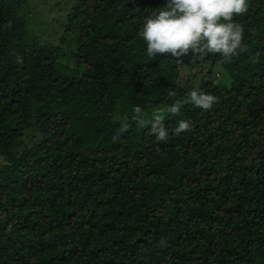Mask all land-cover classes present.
I'll use <instances>...</instances> for the list:
<instances>
[{
    "label": "trees",
    "instance_id": "trees-1",
    "mask_svg": "<svg viewBox=\"0 0 264 264\" xmlns=\"http://www.w3.org/2000/svg\"><path fill=\"white\" fill-rule=\"evenodd\" d=\"M29 2L0 0V264H264V0L228 64L146 54L166 0H56L55 43L29 35ZM197 87L218 103L164 121L193 130L113 140Z\"/></svg>",
    "mask_w": 264,
    "mask_h": 264
},
{
    "label": "clouds",
    "instance_id": "clouds-1",
    "mask_svg": "<svg viewBox=\"0 0 264 264\" xmlns=\"http://www.w3.org/2000/svg\"><path fill=\"white\" fill-rule=\"evenodd\" d=\"M250 0H166L163 7L153 9L144 17L139 36L147 45L149 57L168 55L182 63V57H202L219 55L221 64H228L246 50L245 30L235 18L248 13ZM17 63L23 58L16 57ZM252 63H259V53L250 57ZM167 95L175 97V91ZM219 97L204 92L198 87L187 93L185 99H177L173 104L153 113L152 119L145 118L141 107L133 109L131 122L128 116L120 120V128L113 140L125 134L134 122L138 128H149V134L158 142H167L170 135L193 130L191 120L181 119L171 133L166 127L165 113L179 115L182 104L191 103L202 110H210L218 103ZM164 243L163 240L160 242Z\"/></svg>",
    "mask_w": 264,
    "mask_h": 264
},
{
    "label": "rangeland",
    "instance_id": "rangeland-1",
    "mask_svg": "<svg viewBox=\"0 0 264 264\" xmlns=\"http://www.w3.org/2000/svg\"><path fill=\"white\" fill-rule=\"evenodd\" d=\"M56 0H30L25 14L28 21L30 36L37 42L57 41L58 35L62 32L67 8L55 3Z\"/></svg>",
    "mask_w": 264,
    "mask_h": 264
}]
</instances>
